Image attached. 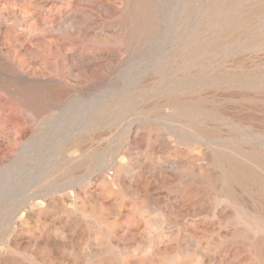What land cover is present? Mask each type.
I'll list each match as a JSON object with an SVG mask.
<instances>
[{"label":"rangeland","instance_id":"obj_1","mask_svg":"<svg viewBox=\"0 0 264 264\" xmlns=\"http://www.w3.org/2000/svg\"><path fill=\"white\" fill-rule=\"evenodd\" d=\"M199 97L243 127L170 104ZM199 125L264 130V0H0V264H216L223 214L183 191Z\"/></svg>","mask_w":264,"mask_h":264},{"label":"bare ground","instance_id":"obj_2","mask_svg":"<svg viewBox=\"0 0 264 264\" xmlns=\"http://www.w3.org/2000/svg\"><path fill=\"white\" fill-rule=\"evenodd\" d=\"M198 81V80H197ZM196 81V84H197ZM184 83V81H183ZM199 83V81H198ZM202 83V80L200 81ZM137 84V83H136ZM141 84V83H140ZM139 84V85H140ZM193 84V83H192ZM191 84V85H192ZM186 85V84H185ZM190 86V85H189ZM188 86V87H189ZM181 87V85L179 86ZM199 87V86H198ZM178 88V87H177ZM192 88V87H191ZM201 88V87H200ZM180 89V88H179ZM178 89V90H179ZM184 89V88H183ZM190 89V88H189ZM199 89V88H198ZM205 89V88H204ZM175 90V89H174ZM185 90V89H184ZM200 90V89H199ZM176 91V90H175ZM198 91V90H197ZM192 91L191 93H193ZM172 93V92H171ZM190 93V92H189ZM211 93V92H210ZM194 94V93H193ZM182 95V94H181ZM184 95V94H183ZM170 96V95H169ZM173 96V95H172ZM187 96V95H186ZM218 96V94L216 95ZM230 96V95H229ZM233 96V95H232ZM167 97V96H166ZM224 97V94L222 95ZM228 97V96H227ZM241 98V96H239ZM196 98V97H195ZM212 98V96H211ZM221 98V97H220ZM238 98V97H237ZM222 99V98H221ZM224 99V98H223ZM233 100V98H230ZM177 99L170 100L173 107L183 108L184 111L193 113L204 120L212 119L228 122L231 128L235 129L242 126L231 115L220 112L219 110H208L205 107V98L199 97L197 100L180 101ZM236 100V99H234ZM210 101V100H209ZM208 101V102H209ZM240 101V100H239ZM211 102V101H210ZM215 102V101H214ZM217 102V101H216ZM220 102V101H219ZM218 102V103H219ZM224 102V101H223ZM238 102V101H237ZM205 103V105H204ZM221 103V102H220ZM233 104V103H232ZM223 106V105H222ZM234 107V106H232ZM236 107V105H235ZM164 108V107H163ZM169 108V107H168ZM172 108V107H171ZM218 107H216L217 109ZM227 108V107H226ZM238 108V107H236ZM183 109H181L183 111ZM219 109V108H218ZM224 109V108H222ZM239 109V108H238ZM153 110V109H152ZM160 110V109H159ZM162 110V109H161ZM172 110V109H171ZM229 110V109H228ZM235 110V109H234ZM242 110V109H240ZM165 111V110H164ZM183 111V112H184ZM230 111V110H229ZM232 111V110H231ZM241 112V111H240ZM243 112V111H242ZM248 112V111H247ZM251 112V111H250ZM228 113V112H227ZM164 114V113H163ZM178 114V113H177ZM183 114V113H182ZM238 114V113H237ZM242 115V114H241ZM254 115V114H253ZM252 115V116H253ZM166 116V115H165ZM182 116V115H181ZM248 116V115H247ZM262 116V115H261ZM243 117V116H242ZM245 117V116H244ZM162 118V117H161ZM239 118V117H238ZM261 118V117H260ZM164 119V118H163ZM242 119V118H241ZM259 119V118H258ZM263 119V118H262ZM245 120V119H244ZM247 120V119H246ZM261 120V119H260ZM259 120V121H260ZM208 121V120H207ZM216 122V121H215ZM136 123V122H135ZM138 123V122H137ZM150 124V123H149ZM193 124V123H192ZM211 124V123H210ZM252 124V123H251ZM134 125V124H133ZM212 125V124H211ZM216 125V124H214ZM229 125V126H230ZM246 125V124H245ZM130 126V125H129ZM254 126V125H253ZM258 126V125H256ZM264 126V125H263ZM138 127V126H137ZM147 127V126H146ZM210 127V126H209ZM258 128V127H256ZM24 129V128H23ZM141 129V128H140ZM168 129V128H167ZM227 129V128H226ZM133 130V129H132ZM132 130L131 133H132ZM137 130V129H136ZM146 130V129H145ZM231 130V129H230ZM162 131V130H160ZM194 134L200 139L207 141L209 146V153H204L200 148L195 149V153L199 156H194L189 159L185 166V172L189 178V184L183 191L191 195L193 199V206H200L201 209L215 213L217 210L223 214L221 219V227L223 234L221 236V251L223 256L218 258L216 264H264V130H260L254 139H246L245 142L226 141L218 145L211 146L210 139L215 136L213 130L209 131L205 126H197ZM256 131V130H255ZM137 132V131H136ZM232 132V130H231ZM238 132V131H237ZM254 132V131H253ZM2 133V132H0ZM18 133V132H17ZM151 133V132H150ZM239 133V132H238ZM256 133V132H254ZM254 133H250L254 136ZM16 134V133H15ZM130 134V133H129ZM236 134V133H235ZM240 134V133H239ZM7 135V134H6ZM17 135V134H16ZM85 135V134H84ZM148 135V134H147ZM146 135V136H147ZM165 135V134H163ZM230 135V133H229ZM244 135V134H243ZM129 136V135H128ZM145 136V137H146ZM167 136V135H166ZM190 136V135H189ZM133 137V136H132ZM24 138V137H23ZM60 138V137H59ZM139 138V137H138ZM152 138V137H151ZM163 138V137H162ZM229 138V137H228ZM234 138V137H233ZM127 139V138H126ZM157 139V138H156ZM2 140V139H1ZM19 140V138H18ZM151 140V139H150ZM22 141V140H20ZM31 141V140H30ZM37 141V139H36ZM35 141V143H37ZM168 141V140H167ZM175 141V140H174ZM152 142V141H151ZM19 143V142H18ZM17 143V144H18ZM65 143V141H64ZM2 144V143H1ZM32 144V143H31ZM39 144V143H38ZM51 144V143H50ZM53 144V143H52ZM55 144V143H54ZM67 144V142H66ZM64 144V145H66ZM132 144V143H131ZM130 144V146H131ZM169 144V143H168ZM175 144V143H174ZM205 144V143H204ZM30 145V144H29ZM36 144H34L35 146ZM48 145V144H47ZM56 145V144H55ZM58 145V144H57ZM167 145V144H166ZM3 146V145H2ZM14 146V145H13ZM33 146V145H32ZM44 146V145H43ZM53 146V145H52ZM62 146V145H60ZM70 146V145H69ZM161 146V145H160ZM198 146V145H197ZM196 146V147H197ZM206 146V145H205ZM9 147V146H8ZM17 147V145H16ZM55 147V146H54ZM59 149V145L56 146ZM65 147V146H63ZM169 147V145H168ZM172 147V146H171ZM199 147H201L199 145ZM15 148V147H14ZM34 148V147H31ZM30 148V149H31ZM133 148V147H131ZM147 148V147H146ZM164 148V147H163ZM167 148V147H166ZM182 148V147H181ZM4 149V147H3ZM42 148H37V150ZM46 149V148H44ZM57 149V150H58ZM121 149V147H120ZM119 149V150H120ZM134 149V148H133ZM192 149V150H193ZM1 150V149H0ZM10 150V149H9ZM50 150V149H49ZM53 151V148H51ZM56 150V151H57ZM146 150V149H145ZM149 150V149H148ZM162 150V149H161ZM168 150V149H167ZM191 150V151H192ZM8 151V148H7ZM29 151V150H28ZM55 151V150H54ZM53 151V152H54ZM61 151V150H60ZM156 151V150H155ZM169 151V150H168ZM167 151V152H168ZM11 152V151H9ZM39 152V151H38ZM127 152V151H126ZM131 152V151H130ZM154 152V151H153ZM178 152V151H176ZM1 153V152H0ZM59 153V152H58ZM120 153V152H119ZM148 153V152H147ZM183 153V152H182ZM181 153V154H182ZM192 153V152H191ZM10 154V153H9ZM19 154V153H18ZM17 154V155H18ZM55 154V153H54ZM112 154V153H111ZM117 154V153H116ZM128 154V153H127ZM16 155V156H17ZM22 155V154H21ZM38 155V154H37ZM40 155V153H39ZM38 155V156H39ZM118 155V154H117ZM161 155V153H160ZM164 155V154H163ZM170 155V154H169ZM168 155V156H169ZM172 155V154H171ZM175 155V154H174ZM5 156V155H4ZM11 156V154H10ZM30 156V155H29ZM37 156V157H38ZM58 157V154H56ZM55 156V157H56ZM155 156V155H154ZM19 157V156H18ZM33 157V156H32ZM122 157V156H121ZM125 157V156H124ZM136 157V156H135ZM151 157V156H150ZM157 157V156H156ZM173 157V156H172ZM188 157V156H187ZM31 158V156H30ZM41 158V157H40ZM43 158V157H42ZM45 158V157H44ZM47 158V157H46ZM51 158V156H50ZM113 158V156H112ZM143 159L145 157H142ZM141 158V159H142ZM166 158V157H165ZM29 160V158L27 157ZM57 159V158H54ZM72 159V158H70ZM116 159V158H114ZM153 159V158H152ZM184 159V158H183ZM182 159V160H183ZM4 160V159H3ZM2 160V161H3ZM14 160V159H13ZM16 160V159H15ZM27 160V161H28ZM45 160V159H44ZM119 160V159H118ZM170 160V159H169ZM180 160V159H179ZM30 161V160H29ZM38 162V160H36ZM49 161V160H48ZM46 161V162H48ZM109 161V160H108ZM187 162V160H185ZM45 162V161H44ZM69 162V161H68ZM180 162V161H179ZM30 163V162H29ZM33 163V162H32ZM98 163V161H97ZM113 163V162H112ZM165 160H160L158 166L165 167ZM171 163V162H170ZM185 163V162H184ZM9 164V163H8ZM13 164V163H12ZM21 164V163H20ZM23 164V163H22ZM28 164V163H27ZM36 164V163H35ZM34 164V165H35ZM39 164V163H37ZM43 164V163H41ZM110 164V163H109ZM108 164V165H109ZM120 164V163H119ZM144 164V163H143ZM169 164V163H168ZM175 164V163H174ZM4 165V163H3ZM6 165V164H5ZM11 165V164H10ZM30 165V164H29ZM33 165V166H34ZM51 165V164H50ZM54 165V164H53ZM111 165V164H110ZM12 166V165H11ZM26 166V165H25ZM37 166V165H36ZM105 162L98 164V170L103 172L106 168ZM118 166V165H117ZM169 166V165H168ZM174 166V165H173ZM39 167V166H38ZM54 167V166H53ZM144 167V166H143ZM149 167V166H148ZM21 168V167H20ZM120 168V167H119ZM151 168V167H149ZM166 168V167H165ZM179 168V167H178ZM7 169V166H6ZM22 169V168H21ZM32 169V168H30ZM50 169V168H49ZM127 169V167H126ZM142 169V168H141ZM164 169V168H163ZM1 170V169H0ZM26 170V169H25ZM35 170V169H34ZM53 170V169H51ZM111 170V169H110ZM114 170V169H113ZM117 170V169H116ZM179 170V169H178ZM7 171V170H6ZM11 171V170H10ZM17 171V170H16ZM96 171V170H94ZM112 171V170H111ZM128 171V170H127ZM148 171V170H147ZM158 171V170H157ZM180 171V170H179ZM3 172V171H2ZM27 172V171H26ZM42 172V171H41ZM100 172V173H101ZM108 172V171H107ZM118 172V171H117ZM130 172V171H129ZM136 172V169H135ZM10 172L7 171V174ZM12 173V171H11ZM15 173V172H14ZM38 173V171L36 172ZM131 173V172H130ZM33 174V173H32ZM111 175V173H109ZM114 174V173H113ZM134 174V173H133ZM154 174V173H153ZM175 174V173H174ZM178 174V173H177ZM176 174V175H177ZM4 175V174H3ZM23 175V174H22ZM5 176V175H4ZM20 176V175H18ZM24 176V175H23ZM38 176V175H37ZM72 176V175H71ZM103 176V175H102ZM109 175H104V179H108ZM3 177V176H2ZM6 177V176H5ZM9 177V176H8ZM7 178V177H6ZM35 178V176H34ZM33 178V179H34ZM187 178V177H186ZM8 179V178H7ZM7 179L6 182H7ZM26 179V178H25ZM32 179V180H33ZM111 179V178H110ZM178 179V178H177ZM1 180V178H0ZM29 180V179H28ZM27 181H24L25 185ZM85 180V179H84ZM117 183L122 182L123 176L121 174L115 175L114 179ZM139 180V179H138ZM2 181V180H1ZM15 181V180H14ZM31 181V180H30ZM132 181V180H131ZM80 182V181H79ZM108 182V181H107ZM19 183V182H18ZM22 183V182H21ZM29 183V182H28ZM96 183V182H95ZM176 183V182H175ZM1 184V183H0ZM10 184V183H9ZM121 184V183H120ZM3 185V184H2ZM31 185V184H30ZM29 185V186H30ZM35 185V184H34ZM75 185V183H74ZM77 185V183H76ZM75 185V186H76ZM107 185V184H106ZM1 186V185H0ZM24 186V185H22ZM27 186V185H26ZM79 186V185H78ZM120 186V185H119ZM10 187V186H9ZM25 187V186H24ZM28 187V186H27ZM25 187V188H27ZM70 187V186H69ZM81 187V186H80ZM97 187V186H96ZM4 188V187H3ZM0 188V189H3ZM16 189V187H14ZM13 188V189H14ZM32 188V187H31ZM57 188V187H56ZM62 188V187H61ZM64 188V187H63ZM79 188V187H78ZM109 188V185H108ZM116 188V187H115ZM124 188V187H123ZM178 188V187H176ZM175 188V189H176ZM8 190V188H6ZM53 189V188H52ZM49 190V189H48ZM57 189H55L56 191ZM61 190V189H60ZM72 190V189H71ZM122 190V189H121ZM169 190V189H168ZM167 190V191H168ZM6 191V190H5ZM46 191V189H45ZM44 191V192H45ZM78 191V190H77ZM117 191V190H116ZM131 191V190H130ZM163 191V190H162ZM165 191V190H164ZM9 192V191H8ZM43 192V193H44ZM1 193V191H0ZM3 193V192H2ZM7 193V192H5ZM16 193V191H15ZM46 193V192H45ZM77 193V192H76ZM96 193V192H95ZM122 193V192H121ZM153 193V192H152ZM174 193V192H173ZM176 193V192H175ZM20 194V193H19ZM35 194V193H34ZM51 194V193H49ZM59 194V193H58ZM67 194V193H66ZM69 194V193H68ZM120 194V193H119ZM133 192L131 193V195ZM145 194V193H144ZM171 194V193H170ZM177 194V193H176ZM1 195V194H0ZM9 195V194H8ZM16 195V194H15ZM43 195V194H42ZM46 195V194H45ZM63 195H65L63 193ZM122 195V194H121ZM184 195V194H183ZM5 196V194L3 195ZM18 196V195H17ZM20 196V195H19ZM19 196L17 198H19ZM31 196V195H30ZM36 196V195H35ZM180 196V195H179ZM8 197V196H7ZM13 197V196H12ZM48 197V196H45ZM94 197V196H92ZM168 197V196H167ZM9 198V197H8ZM35 198V197H34ZM29 197L30 199H34ZM53 198V197H52ZM57 198V197H56ZM61 198V197H60ZM63 198V197H62ZM120 198V197H119ZM152 198V197H151ZM150 198V199H151ZM40 199V197H39ZM81 199V198H80ZM124 199V198H123ZM155 199V197H154ZM165 199V198H164ZM78 200V199H77ZM97 200V199H96ZM149 200V199H148ZM183 200V199H182ZM23 201V200H22ZM48 201V200H47ZM76 201V200H75ZM142 201V200H141ZM160 201V200H159ZM164 201V200H163ZM3 202V201H2ZM44 202V201H43ZM64 202V201H63ZM83 202V201H81ZM96 202V201H95ZM180 202V201H179ZM19 203V202H18ZM56 203V202H55ZM54 203V204H55ZM61 203V202H60ZM77 203V202H76ZM98 203V202H97ZM100 203V202H99ZM160 203V202H159ZM181 203V202H180ZM12 204V203H11ZM22 204V203H21ZM33 204V203H32ZM38 204V203H37ZM48 204V203H46ZM83 205V203H80ZM85 204V203H84ZM115 204V203H114ZM113 204V205H114ZM149 204V203H148ZM162 204V203H161ZM172 204V203H171ZM1 205V204H0ZM14 205V204H13ZM19 205V204H17ZM31 205V204H29ZM42 205V203H41ZM53 205V204H52ZM100 205V204H99ZM117 205V204H116ZM152 205V204H151ZM166 205V204H165ZM174 205V204H173ZM3 206V205H2ZM1 206V208H2ZM10 206V204H9ZM24 206V205H23ZM140 206V205H139ZM149 206V205H148ZM169 206V205H168ZM178 206V205H177ZM176 206V207H177ZM31 207V206H30ZM45 207V206H44ZM58 207V206H57ZM62 207V206H61ZM66 207V206H65ZM123 207V206H122ZM134 207V206H133ZM3 208H5L3 206ZM2 208V209H3ZM42 208V207H41ZM48 208V207H47ZM51 208V207H50ZM146 208V207H145ZM10 209V208H9ZM26 209V208H25ZM35 209V208H34ZM96 209V208H95ZM105 209V208H104ZM128 209V208H127ZM39 210V209H38ZM48 210V209H47ZM86 210V209H85ZM89 210V209H88ZM94 210V209H93ZM102 210V209H101ZM106 210V209H105ZM109 210V209H108ZM107 210V211H108ZM138 210V208H137ZM159 210V209H158ZM157 210V211H158ZM181 210V209H180ZM9 211V210H7ZM6 211V212H7ZM41 211V210H40ZM113 211V210H111ZM129 211V210H128ZM169 211V210H168ZM18 212V211H17ZM25 212V211H24ZM50 212V211H49ZM87 212V210H86ZM117 212V211H116ZM150 212V211H149ZM161 212V211H160ZM14 213V212H13ZM73 213V211H72ZM90 213V212H89ZM93 213V212H92ZM158 213V212H157ZM167 213V212H166ZM12 214V213H11ZM39 214V213H38ZM84 214V213H83ZM120 214V213H119ZM170 214V213H169ZM6 215V213H5ZM24 215V214H23ZM26 215V214H25ZM24 215V216H25ZM73 215V214H72ZM76 215V214H75ZM78 215V214H77ZM168 215V214H167ZM185 215V214H184ZM204 215V214H203ZM4 216V215H3ZM10 216V215H9ZM17 216V215H16ZM37 216V215H36ZM123 216V214H122ZM138 216V215H137ZM151 216V215H150ZM170 216V215H169ZM177 216V215H176ZM202 216V215H201ZM8 217V216H7ZM26 217V216H25ZM77 217V216H76ZM182 217V216H181ZM4 218V217H3ZM19 218V217H18ZM78 218V217H77ZM139 218V217H137ZM143 218V217H142ZM149 218V217H148ZM15 219V218H14ZM30 219V218H29ZM33 219V217H32ZM35 219V218H34ZM89 219V218H88ZM118 219V218H117ZM124 219V218H123ZM141 219V218H140ZM178 219V218H177ZM128 220V219H127ZM139 220V219H138ZM166 220V219H165ZM33 221V220H32ZM83 221V220H82ZM131 221V220H130ZM129 221V222H130ZM144 221V220H143ZM147 221V220H146ZM15 222V221H14ZM85 222V221H84ZM104 222V221H103ZM138 222V221H137ZM145 222V221H144ZM151 222V221H150ZM191 222V221H190ZM208 222V221H207ZM217 222V221H216ZM2 223V221L0 222ZM19 223V222H18ZM21 223V222H20ZM30 223V222H29ZM39 223V222H38ZM105 223V222H104ZM103 223V224H104ZM114 224L113 222H111ZM135 223V222H134ZM175 223V222H173ZM182 223V222H180ZM192 223V222H191ZM31 224V223H30ZM148 224V223H147ZM146 224V225H147ZM179 224V223H178ZM219 224V223H218ZM43 225V224H42ZM50 225V224H49ZM65 225V224H63ZM115 225V224H114ZM133 225V224H132ZM165 225V224H164ZM11 226V225H10ZM28 226V225H27ZM26 226V227H27ZM85 226V225H83ZM140 226V225H139ZM160 226V225H159ZM215 226V225H214ZM13 227V225H12ZM21 227V226H20ZM43 227V226H42ZM66 227V226H65ZM75 227V225H74ZM123 227V226H122ZM125 227V226H124ZM129 227V226H128ZM127 227V228H128ZM156 227V226H155ZM207 227V226H206ZM217 227V226H216ZM86 228V227H85ZM126 228V227H125ZM152 228V227H151ZM165 228V227H164ZM174 228V227H173ZM12 229V228H11ZM129 229V228H128ZM134 229V228H133ZM137 229V228H136ZM140 229V228H139ZM162 229V228H161ZM168 229V227H167ZM218 229V228H217ZM9 230V229H8ZM32 230V229H31ZM60 230V229H59ZM123 230V229H122ZM131 229H129L130 231ZM141 230V229H140ZM208 230V229H206ZM213 230V229H212ZM84 231V230H83ZM102 231V230H101ZM132 231V230H131ZM164 231V230H163ZM211 231V230H210ZM214 231V230H213ZM123 232V231H122ZM169 232V231H168ZM186 232V231H185ZM190 232V231H189ZM205 232V231H204ZM217 232V231H216ZM36 233V232H35ZM84 233V232H83ZM88 233V232H87ZM131 233V232H130ZM159 233V232H158ZM178 233V232H177ZM211 233H214L211 231ZM6 234V232H4ZM75 234V233H73ZM85 234V233H84ZM93 234V233H92ZM113 234V233H112ZM122 234V233H121ZM142 233H139V235ZM197 234V233H196ZM200 234V233H199ZM198 234V235H199ZM10 235V233H9ZM8 235V236H9ZM102 235V234H101ZM114 235V234H113ZM144 235V234H143ZM147 235V234H146ZM185 235V234H184ZM37 236V235H36ZM41 236V235H40ZM131 236V235H129ZM180 236H183L180 235ZM197 236V235H196ZM195 236V237H196ZM209 236V235H208ZM74 237V236H73ZM93 237V235H92ZM99 237V236H98ZM107 237V236H106ZM123 237V236H122ZM141 237V236H140ZM20 238V237H19ZM89 238V237H88ZM102 238V237H101ZM125 238V237H124ZM205 238V237H204ZM214 238V237H213ZM9 239V238H8ZM28 239V237H27ZM95 239V238H94ZM93 239V240H94ZM114 239V238H113ZM142 239V238H141ZM181 239V238H179ZM195 239V238H194ZM203 239V238H202ZM201 239V240H202ZM216 239V238H215ZM218 239V238H217ZM18 240V239H17ZM40 240V239H39ZM87 240V239H86ZM103 241V239H101ZM146 240V239H145ZM174 240V239H173ZM197 240V239H196ZM199 240V239H198ZM36 241V240H35ZM88 241V240H87ZM186 241V240H185ZM203 241V240H202ZM206 241V240H205ZM31 242V241H29ZM49 242V241H48ZM52 242V241H51ZM71 242V241H70ZM86 242V241H84ZM119 242V241H118ZM153 242V240H152ZM155 242V241H154ZM184 242V241H183ZM187 242V241H186ZM185 242V243H186ZM189 242V241H188ZM213 242V241H212ZM3 243V242H2ZM1 243V244H2ZM87 243V242H86ZM71 244V243H70ZM107 244V243H106ZM130 244V243H129ZM176 244V243H175ZM198 244V243H197ZM104 245V244H103ZM114 245V244H113ZM127 245V244H126ZM132 245V244H131ZM164 245V244H163ZM34 246V245H33ZM68 246V245H67ZM136 246V245H135ZM139 246H141L139 244ZM143 246V245H142ZM184 246V245H183ZM203 246V245H202ZM216 246V245H215ZM104 247V246H103ZM137 247V246H136ZM157 247V246H156ZM185 247V246H184ZM199 247V245H198ZM101 248V246H100ZM98 248V249H100ZM165 248V247H164ZM178 248V247H176ZM203 248V247H202ZM205 248V247H204ZM213 248V247H212ZM148 249V248H147ZM166 249V248H165ZM200 249V248H199ZM3 250V249H2ZM28 250V247H27ZM78 250V249H77ZM102 250V249H101ZM135 250V249H134ZM170 250V249H169ZM198 250V249H197ZM196 250V251H197ZM29 251V250H28ZM149 251V250H148ZM147 251V252H148ZM158 251V250H157ZM161 251V250H160ZM177 251V249H176ZM179 251V250H178ZM186 251V250H185ZM205 251V250H203ZM51 252V251H50ZM84 252V251H83ZM82 252V253H83ZM103 252V251H101ZM100 252V253H101ZM137 252V251H136ZM140 252V251H139ZM165 252V251H164ZM183 252V251H182ZM37 253V252H36ZM143 253V252H142ZM153 253V251H152ZM187 253V252H186ZM185 253V254H186ZM190 253V252H189ZM220 253V252H219ZM218 253V254H219ZM108 254V253H107ZM198 254V253H197ZM35 255V254H34ZM39 255V254H38ZM106 255V254H105ZM164 255V254H163ZM171 255V254H170ZM204 255V254H203ZM41 256V254H40ZM88 256V254H87ZM93 256V255H92ZM126 256V255H125ZM132 256V253H131ZM158 256V255H157ZM22 257V256H21ZM36 257V256H35ZM64 257V256H63ZM128 257V256H127ZM133 257V256H132ZM146 257V256H145ZM214 257V256H213ZM212 257V258H213ZM89 258V257H88ZM97 258V257H95ZM140 258V256H139ZM144 258V256H143ZM168 258H170L168 256ZM167 258V259H168ZM199 258V257H198ZM108 259V258H107ZM146 259V258H145ZM209 259V258H208ZM207 259V260H208ZM214 259V258H213ZM217 259V258H216ZM89 260V259H88ZM124 260V259H123ZM127 260V259H126ZM125 260V261H126ZM130 260V259H129ZM140 260V259H139ZM12 261V260H11ZM41 261V260H40ZM92 261V260H91ZM154 260H152L153 262ZM170 261V260H169ZM90 262V261H89ZM112 262V261H111ZM147 262V261H144ZM163 262V261H162ZM202 263V261H200ZM199 262V263H200ZM211 262V261H210ZM41 263V262H40ZM139 263V262H138ZM161 263V262H160ZM215 263V262H214ZM32 264V263H31ZM85 264V263H84ZM131 264V263H130ZM163 264V263H162ZM185 264V263H184ZM192 264V263H190ZM198 264V263H197Z\"/></svg>","mask_w":264,"mask_h":264}]
</instances>
